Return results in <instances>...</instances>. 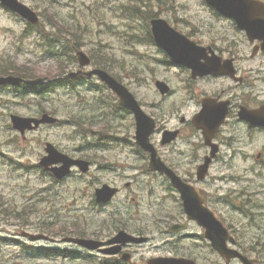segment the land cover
<instances>
[{
    "label": "rangeland",
    "instance_id": "374dc122",
    "mask_svg": "<svg viewBox=\"0 0 264 264\" xmlns=\"http://www.w3.org/2000/svg\"><path fill=\"white\" fill-rule=\"evenodd\" d=\"M37 12H43L46 16L49 13L56 14L58 21H67L69 24H80L84 30L83 36H88L86 42L87 47L83 50L100 51L102 53L107 52L109 56L114 57L115 62L114 73H119L125 80V82H131L132 77L124 73V71L130 74V70L138 66V63L142 58L141 54L151 55L148 48L142 46L130 47L129 42L125 38V32L128 29L127 21L120 19L113 12L109 10L114 5L128 4L129 0H22ZM132 1V0H130ZM139 3L141 0H134ZM148 3H154L158 0H143ZM165 1V0H162ZM105 3V4H104ZM133 4V3H132ZM167 6V5H166ZM176 12L170 16L172 22L179 21L178 26L186 31L195 35V38L199 40H207L213 35H217L220 38L227 34L232 39L239 40L241 43L244 38L237 32L232 30L230 23L220 21L218 18L213 17V12L207 8L203 0H176ZM97 12L99 15H103L98 21L93 20L91 15ZM78 13V14H77ZM76 20L74 15H76ZM170 13L163 16L168 18ZM100 17V16H99ZM44 22L46 19H43ZM113 26L111 30H108L104 23ZM136 25V24H134ZM25 30V24L19 21L17 18H13L3 10H0V57L11 55V57L19 64H27L29 67H37L41 73L46 70L54 69L53 61L45 58L41 54V47L36 45L37 38L33 35L30 38H22V34ZM91 40L93 41L91 43ZM218 41H220L218 39ZM263 61V59H260ZM149 62V58H148ZM153 62V61H152ZM142 63V61H141ZM154 64V62H153ZM36 65V66H33ZM124 68V71L121 69ZM153 69V67H150ZM154 70V69H153ZM155 71V70H154ZM165 75H169L170 78L174 77L175 84L180 83V74H175L173 71L163 70ZM158 76L159 71H156ZM127 75V76H126ZM153 75L146 77V82L135 85L134 88L138 91V95L142 100L148 104V110L154 111L149 105L154 103V94L151 83L153 82ZM264 86V83L257 82ZM54 100V105L58 109L59 115L65 116L64 112H72L75 109L73 101L65 99L66 102H57ZM165 103L164 107H168ZM170 107V106H169ZM4 122V117L0 109V123ZM70 128H46L38 131L35 134H31L27 142H19L18 152H13L14 158L20 163H30L33 165L37 163L40 153L44 152L42 148L43 142L53 141L60 148L71 146L74 139L70 138ZM258 136H255V143L253 145V151L256 153H264V140H258ZM264 136V135H263ZM3 139L2 133H0V150L6 153L5 148L2 147L1 141ZM31 152V156L29 155ZM27 153V154H26ZM17 154V155H16ZM238 164L232 162L236 166L226 174L227 176H233L237 178V181L232 183H226L223 185L225 193L228 190H235L238 193L241 192L238 200H232L228 206V210L224 212L223 218L228 224H231L239 230L240 237L244 238V248L250 250L249 244L253 243L256 249L260 252H264V163H254L252 165H246L237 160ZM6 160L0 159V198H2L4 205L0 206V232L2 235H10L14 238H21L26 240L24 233L39 234L45 229L44 223L53 222L60 225L59 212L63 213L61 209L71 208L75 204V199L79 198V201L83 199L77 194L76 185L70 183L64 186H51V182L48 178L43 177L35 168L33 171H24L18 169L20 166L5 165ZM220 169H216L214 174ZM227 172V170H225ZM252 172V173H251ZM111 181L110 178H108ZM118 181V180H117ZM118 183V182H111ZM250 189L251 197L254 200L246 202V208L251 210L253 216V222L250 217L242 215V209L244 207L243 195L244 192ZM119 199V198H118ZM88 197L86 201H88ZM170 206V205H169ZM30 208L27 212L26 219L27 224L23 225L20 218L12 211L7 214L4 213L5 209L16 210L18 212ZM239 208V209H237ZM168 210V208H167ZM173 212V211H172ZM163 220L168 223L169 214H160ZM244 217V218H243ZM258 226V227H257ZM165 228V227H164ZM57 229V228H54ZM165 230V229H164ZM21 232V233H19ZM60 232V231H57ZM58 237V235L53 234ZM109 235H103V240L107 239ZM144 236L150 239V242L144 243L135 247V258L137 261L141 257L149 258L151 256H160L167 253H172L169 248L164 246L166 239L165 235H160L156 231L148 230ZM61 238L55 239L56 242L51 244L53 248L72 250L74 247L59 244ZM259 240V243H257ZM28 242V240H26ZM0 243H3L0 241ZM45 242H41L36 245L42 248ZM69 247V248H68ZM253 248V247H252ZM39 251L35 247H29L23 252L19 247L13 243L6 242L5 246H0V264H91L93 260L98 264L101 262V258L96 255H89L92 259L89 261L79 259L77 261H70L65 256L57 257L54 260L39 259L35 257L26 256L27 253H34ZM83 252V251H81ZM86 253V252H85ZM65 255H67L65 253ZM80 255V254H79ZM216 254L209 251L208 257H206L205 264H221ZM68 256V255H67ZM256 257L255 255H252ZM238 264V263H234Z\"/></svg>",
    "mask_w": 264,
    "mask_h": 264
},
{
    "label": "flooded vegetation",
    "instance_id": "af4514ba",
    "mask_svg": "<svg viewBox=\"0 0 264 264\" xmlns=\"http://www.w3.org/2000/svg\"><path fill=\"white\" fill-rule=\"evenodd\" d=\"M218 39L220 41L217 42L213 40L209 42L208 45L217 53V55L224 59L233 60L234 75L224 77H214L210 75L192 82L193 84H199V82H202V90L199 93L196 91L197 86L191 85L188 93L192 97V104L184 109V114L182 109L174 112L173 116H171L172 125L170 126L168 124L167 127L161 128L160 130L178 132L177 141L174 143L173 149L171 150L173 156L170 155V151H167V155H164V158L162 157L163 161L170 166V169L174 171L183 182L195 187L199 196L203 199L202 204L223 221L221 215L224 210L222 207L224 201L221 197L220 189L217 186V190L211 191L209 189V180L206 179L205 181H201L199 178V168L204 163L206 157L210 154L211 148L205 144V139L202 134L193 126L191 117L195 113L192 112L191 106L194 108L198 106L199 108L201 101L204 98H212L213 100H217L218 103L228 102L229 114L225 124L213 139V142L219 147V155L210 165L209 174L207 176L215 175L221 182L224 181L225 177L220 174H213L214 167L217 163L222 164L225 162L240 160L241 162L254 161L263 164V154L256 155L253 151L254 135L263 132V130L242 122L239 118V113L241 107L258 109L264 105V89L258 90L257 87H254V84H257V82H264V62H256L258 59H264V53L259 52L257 56L252 57V61L248 67L249 62H242L245 48L235 44L227 45L225 40H222V38H217V40ZM259 45L260 44L256 42L252 47L258 48ZM167 65L172 67V69L176 68V66H173L171 63H167ZM222 65L224 64L222 63ZM180 72L186 74V71L183 69H180ZM239 78L242 82H237L236 79ZM164 80L170 84L168 77ZM171 95L172 97L173 95H177V90L172 89ZM154 119L156 120L157 125L158 123H161L160 119H157L156 117ZM91 165L94 166L93 163H91ZM162 177L163 176L161 175H155L157 185L154 181L152 189L155 193L169 191L165 185L167 179ZM127 187L142 191L146 188V185L143 180L136 178L134 182L129 183ZM171 188V193L176 197L175 198L171 195L175 200L173 207L179 208L184 214L182 202L177 196V190L173 187ZM159 203L160 200H158V204ZM184 218L178 217L176 222L182 220L185 222L186 217L184 216ZM192 228L193 227H191V229ZM228 229L235 235V231L230 229V227ZM148 239L147 241L150 242V239ZM132 245L133 244L124 245L122 251L128 253L133 252ZM204 253L207 257L209 252ZM130 254L133 257V254ZM186 255L191 257V259L195 260L197 263L200 262V264H205L206 260H204L203 252L196 253L190 251V253ZM145 260L146 259L143 257L139 261H136L135 264H145Z\"/></svg>",
    "mask_w": 264,
    "mask_h": 264
},
{
    "label": "water",
    "instance_id": "95a60500",
    "mask_svg": "<svg viewBox=\"0 0 264 264\" xmlns=\"http://www.w3.org/2000/svg\"><path fill=\"white\" fill-rule=\"evenodd\" d=\"M0 1L5 6L10 8L12 11L18 13L19 15H21L23 18L29 20L30 22H32V23H36L37 22L36 15L31 10H29L27 7H25L24 5L20 4L18 2V0H0ZM206 1L211 6L217 8L223 14H225L227 16H230V17H234V18L235 17L238 18L240 16V12H239L240 7L242 5H247L246 2H242V5L238 4V3H235L234 0H206ZM156 31L157 32H164V28L162 26H158L156 28ZM166 49H168V48L166 47ZM195 50L196 51L193 50V47H192L191 44L190 45H178V46H173L172 47L171 54L173 55L175 60H177L179 62H183L186 65H190L195 72L203 71V68L200 65H198V66L194 65L196 63V59H194V58L202 55L201 49H195ZM94 73H98V72H93L92 74H94ZM92 74H90V75H92ZM109 82L115 84L114 82H112V80H110ZM42 122H46V121L43 120ZM50 122H53V120H51ZM22 125H23L22 121L15 122V126L17 128H19V129H21ZM37 125H38V123H37ZM147 128L149 129V127H147ZM151 131L152 130H150L149 132L146 133L145 147H147V148L150 147L148 142H147V136L150 135ZM49 151H51V153H54L53 149H51V148H50ZM63 159H66V158H63ZM65 163H66V161H65ZM69 165L70 164H67L65 167H63V169H62L63 176L68 173V169H69L68 166ZM241 260H242V262L244 264H253L252 262L247 261L243 257H241ZM162 264H187V263L165 261Z\"/></svg>",
    "mask_w": 264,
    "mask_h": 264
},
{
    "label": "trees",
    "instance_id": "16d2710c",
    "mask_svg": "<svg viewBox=\"0 0 264 264\" xmlns=\"http://www.w3.org/2000/svg\"><path fill=\"white\" fill-rule=\"evenodd\" d=\"M54 22V26L56 27V26H58V24H57V22L56 21H53ZM49 37H50V39L56 44V45H58L57 44V42H58V39H59V35H57V34H53V35H49ZM31 75H29V77H30ZM33 77H35V74H33Z\"/></svg>",
    "mask_w": 264,
    "mask_h": 264
}]
</instances>
